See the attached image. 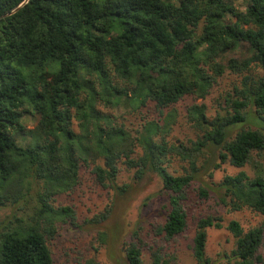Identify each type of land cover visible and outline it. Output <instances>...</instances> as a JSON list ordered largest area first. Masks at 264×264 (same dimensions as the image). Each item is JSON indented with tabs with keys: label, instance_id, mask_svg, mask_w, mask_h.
I'll return each instance as SVG.
<instances>
[{
	"label": "trees",
	"instance_id": "trees-1",
	"mask_svg": "<svg viewBox=\"0 0 264 264\" xmlns=\"http://www.w3.org/2000/svg\"><path fill=\"white\" fill-rule=\"evenodd\" d=\"M246 2L240 10L226 0H0V205L24 200L32 185L41 189L33 221L15 218L18 225L0 233V264H53L47 242L58 223L74 224V214L52 201L75 187L81 166H91L105 185L115 182L122 163L133 170L135 185L150 173L161 189L177 194L192 176L170 173L166 155L192 163L203 148L213 147L222 151L221 161L254 171L223 178L234 209L264 215V0ZM241 44L249 56L220 62ZM254 67L261 73H252ZM226 70L243 76L241 86L224 97L225 112L208 120L194 106L202 138L189 147L168 145L174 116L163 109L185 96L205 98ZM149 104L160 111L162 124L145 118L130 131L113 113L121 105L141 111ZM28 112L39 120L26 130ZM17 135L28 136V144H19ZM129 188L115 191L123 196ZM109 209L97 222L108 220ZM218 220L197 223L192 251L200 264H211L206 230L221 227ZM185 226V213L171 196L161 230L173 237ZM227 229L235 237L237 264H264L261 227L245 231L230 220ZM104 235L113 243L111 231ZM123 257L126 264H143L132 243ZM150 264L167 262L156 251Z\"/></svg>",
	"mask_w": 264,
	"mask_h": 264
},
{
	"label": "rangeland",
	"instance_id": "rangeland-1",
	"mask_svg": "<svg viewBox=\"0 0 264 264\" xmlns=\"http://www.w3.org/2000/svg\"><path fill=\"white\" fill-rule=\"evenodd\" d=\"M177 2L178 0H172ZM227 3L243 10L246 0H226ZM118 29L114 30L116 33ZM250 50L246 44L227 51L219 57L223 64L231 58L249 56ZM252 73H261L254 67ZM243 74L226 70L216 80L210 92L203 99L185 96L169 108L163 109V115L171 112L174 116L169 131L165 136L168 145L182 144L191 146L202 138L203 130L193 118L194 106L204 110L208 120L222 115L226 110L224 97L233 93L234 88L241 86ZM160 111L149 104L141 111H132L121 105L113 113L117 121L124 123L128 130L139 129L145 118L157 119L162 124ZM144 119H141V117ZM39 116L35 113H24L22 123L26 130L33 129L38 124ZM231 132L230 136L234 134ZM16 140L21 145H27L28 136L17 135ZM219 149L203 148L196 159L190 163L179 156L168 153L165 166L174 175L189 174L192 176L189 185L181 192L161 189L159 179L147 173L138 185L133 183V170L118 163V175L114 183L105 185L96 181L91 166H81L78 183L73 189L57 194L52 205L57 208L69 206L73 210L74 224L60 222L55 235L48 240L53 264H126L123 249L127 244H134L142 253L143 264L151 263V253L158 252L167 264H200L193 257V237L197 223L201 218H217L221 227L207 228L205 254L211 264H237L232 251L235 248V237L227 229L230 220H237L246 231L253 227H261L264 233V215L242 207L234 209L230 197L221 187L226 175H236L244 171L254 176L249 166L234 167L228 161H221ZM132 185L133 189L121 196L116 193V186ZM40 188L32 185L28 196L18 203L6 202L0 205V233L5 228L18 225L15 218L22 221H33L36 209V194ZM176 196L185 213L186 226L183 232L173 237H167L161 230L167 212L170 208V198ZM111 206L109 209L108 207ZM109 209V218L104 223L97 222L99 217ZM104 231H111L113 243L107 244ZM112 238V236H111ZM110 238V240H111ZM258 253L264 258V248ZM253 264H259L254 261Z\"/></svg>",
	"mask_w": 264,
	"mask_h": 264
}]
</instances>
